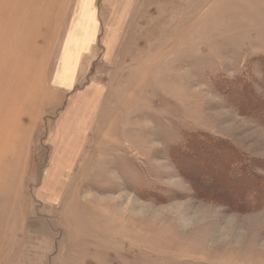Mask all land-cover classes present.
<instances>
[{"label": "rangeland", "instance_id": "374dc122", "mask_svg": "<svg viewBox=\"0 0 264 264\" xmlns=\"http://www.w3.org/2000/svg\"><path fill=\"white\" fill-rule=\"evenodd\" d=\"M0 78V264H264V0H0Z\"/></svg>", "mask_w": 264, "mask_h": 264}, {"label": "crops", "instance_id": "0c3cea01", "mask_svg": "<svg viewBox=\"0 0 264 264\" xmlns=\"http://www.w3.org/2000/svg\"><path fill=\"white\" fill-rule=\"evenodd\" d=\"M63 72L69 75L71 74V72L69 71H68L69 73H67V71H64V70ZM65 86L66 85L63 84V87ZM91 88L88 91L86 90V91L78 92V93L73 92L71 93L70 96H68L66 100L65 108L60 115V120L57 122L55 126L56 129H54L53 134L51 136L52 138L51 144L56 147L54 148L53 155L66 151L65 149H63L64 148L63 147V144H64L63 124L66 122H72L73 124L79 125L84 120V117L87 116V120L85 121V125L81 131V134L78 140L74 142L73 144H71V146L73 145L75 149L74 151L75 153L81 152V147L86 142L87 134L90 129V125L92 124L94 117H95V113H96L95 109L98 107V99H97V96L96 97L94 96V94H97V92L100 89L97 88L95 90L94 88L93 89ZM90 101H91V108L89 111L88 110L86 111L85 108ZM69 161L70 160H68V164L66 167L71 168L73 167L74 162L71 164V166H69V163H70ZM66 169L67 168H64V170Z\"/></svg>", "mask_w": 264, "mask_h": 264}, {"label": "trees", "instance_id": "16d2710c", "mask_svg": "<svg viewBox=\"0 0 264 264\" xmlns=\"http://www.w3.org/2000/svg\"><path fill=\"white\" fill-rule=\"evenodd\" d=\"M239 83V87H242V90L241 92H236V90H233L232 88H235V86L233 84L235 83H230V86L229 88L227 89V93L226 95L229 97L232 95H235L236 99L240 98V99H245L246 100V104L248 105V107H252L251 109H255V110H252L253 113H250V115L252 116H256L257 118H261L259 117L258 114H261V116L263 115L264 113V109H262V105H264L263 103H260L257 102L258 100H260L258 97H257V94H255L250 88H248L249 86L245 85V82L242 81H238ZM237 88V87H236ZM229 91L231 92H235V93H229ZM240 95V96H239ZM257 101H256V100ZM262 101V100H261ZM257 106L256 108L254 106ZM249 109V110H251ZM251 112V111H250ZM262 125L264 127V121H262ZM224 143L223 145H216L218 147H223L226 151H231L233 154H231L232 156H230L231 158H236L237 157V160L235 159V161H233L231 163V168H236V169H239V174H237L236 176L238 177L239 179V182H240V186H243L247 184V182H255L257 180H261V179H264V178H261L258 173H257V169H261V168H264V162L261 161V160H253V159H250V158H247L245 155H243L242 153H240L238 150L235 149V147H231L230 145L228 146V144ZM211 148H207V151H210L209 152V155L211 157V155H215L213 154L214 150H210ZM216 149V148H215ZM185 152V155H187L188 153H186L187 151H184ZM235 153V154H234ZM204 155V153H202V156ZM201 156V157H202ZM188 158H190L189 156H186ZM214 157V156H213ZM221 157V156H220ZM184 158V157H183ZM207 158V157H206ZM191 160V159H190ZM230 163V162H229ZM228 163V164H229ZM230 167V164L228 166V169ZM205 172H208L210 173V169H207V167H205ZM238 182V183H239ZM262 182V181H261ZM244 190H247V188H243ZM260 188L258 189H255L253 188V192L255 194V197H258V196H261V197H264V189L263 191H258ZM264 200V199H262ZM263 206H261V208H264V203L262 204ZM260 207V206H259ZM259 207H257L256 205H253L252 208H250L251 210L252 209H255L258 210L260 209ZM234 208V207H232ZM248 210V209H247ZM250 210V211H251Z\"/></svg>", "mask_w": 264, "mask_h": 264}, {"label": "bare ground", "instance_id": "6f19581e", "mask_svg": "<svg viewBox=\"0 0 264 264\" xmlns=\"http://www.w3.org/2000/svg\"><path fill=\"white\" fill-rule=\"evenodd\" d=\"M6 9H7V8H6ZM6 9H5V10H6ZM10 23H11V22H10ZM13 25H14V24H13ZM27 37H28V36H27ZM12 53H13V52H12ZM12 53H11V54H12ZM9 56H10V55H9ZM4 77H5V76H4ZM0 79H1V78H0Z\"/></svg>", "mask_w": 264, "mask_h": 264}]
</instances>
